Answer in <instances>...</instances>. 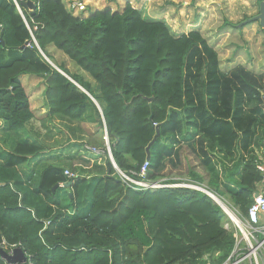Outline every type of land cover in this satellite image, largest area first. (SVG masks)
Returning <instances> with one entry per match:
<instances>
[{"label": "trees", "instance_id": "trees-1", "mask_svg": "<svg viewBox=\"0 0 264 264\" xmlns=\"http://www.w3.org/2000/svg\"><path fill=\"white\" fill-rule=\"evenodd\" d=\"M27 3L35 8L22 5ZM69 10L62 0H0L2 131L34 139H15L0 150V244L19 246L33 264H203L215 254L212 262L221 263L232 249L233 231L225 229L227 218L209 196L186 188L136 191L118 180L99 142L101 155L71 159L69 169L47 161L27 176L22 166L51 152L34 126L40 120L33 97L45 110L44 120L90 123L102 138L106 134L121 172L138 174L148 161L152 182L160 179L165 159L162 141L193 129L202 166L214 175L210 192L245 215L261 178L253 147L264 136V71L244 65L224 71L219 52L198 28L177 35L129 3L87 17ZM250 19L238 25L250 26ZM49 47L91 81L63 64H56L60 72L53 68L44 58L55 61ZM27 76L42 80L33 95L22 80ZM156 127L159 137L147 160ZM217 152L222 168L232 162L226 183L217 176L218 164H209ZM66 170L77 177L68 179Z\"/></svg>", "mask_w": 264, "mask_h": 264}, {"label": "rangeland", "instance_id": "rangeland-1", "mask_svg": "<svg viewBox=\"0 0 264 264\" xmlns=\"http://www.w3.org/2000/svg\"><path fill=\"white\" fill-rule=\"evenodd\" d=\"M63 1L67 10H69L68 6L71 3L80 2L82 5L87 6V10L83 12H71L74 16L80 15V17L89 16L95 8L98 10L108 8L112 11H119L129 3L140 12L143 18L152 21H164L177 35L198 28L219 52L221 66L224 71L237 65H244L246 68L256 72L264 71V35L258 29L260 28L258 21L253 22L250 26L238 25L245 17L252 19L259 14L260 2H258V0H116L111 3L106 0ZM225 23L237 25L238 28L241 26L240 28L242 29L240 32H236L231 26H225ZM49 49L55 61L53 62L43 55L47 62L49 61L54 67H56V64L59 66L63 64L69 72L80 74L85 81H91L90 77L62 52L52 47H49ZM31 78L27 76L22 79L27 94L29 95H33L35 87L38 86V88H40V84L42 83L41 79L38 80L35 79V77ZM36 93L38 92L36 91ZM261 97L264 104V92H261ZM40 106L41 104L33 97L32 109L35 110L34 114L37 117L43 116L42 111H39V109H42ZM3 124V122H0V136L3 133ZM34 126L42 133L43 145L50 150L60 147L62 144L66 143V141H70L69 144H71V140H68V137L72 135L88 143L86 145L97 148L96 150L99 151L102 149L97 145V142H99L100 146H106V142H108L107 136H103L104 138H102L90 123H67L63 120L55 121L53 119L45 122L44 129L38 127V123L34 124ZM189 130H191V134L182 133L178 135L177 138L169 136L162 141V146L165 149V159L158 173L160 179L156 182L164 187L189 183L201 191L210 192L208 183L214 175H208L205 168H203L202 164L205 163H203L202 158H199L200 155L198 154L200 145L194 144L192 139L194 130ZM260 133L261 131H259V134ZM4 134L5 141L0 143L5 149L9 148L10 142L15 139L31 141L30 137L22 132L15 136H6V133ZM80 136H82V138ZM263 145L264 136L262 145L259 148L257 145L253 147V153L256 155ZM192 149H195V153H193ZM61 151L64 152L66 150ZM54 152L55 151L48 152L47 155H45L46 158L42 156L44 159L43 162L53 158L56 154ZM52 154L54 155L51 156ZM239 154L240 153L236 151L234 156H238ZM222 157L223 155L217 152L216 158H213V160L211 159L209 164H218L217 176H220L222 183H226L227 169L231 168L232 162L225 163L222 168L219 164L221 161H218V159ZM22 169L23 168H21V170ZM24 173L27 176H31V171L29 169H25ZM164 181L165 184H163ZM217 190L220 192L222 189L217 188Z\"/></svg>", "mask_w": 264, "mask_h": 264}, {"label": "built area", "instance_id": "built-area-1", "mask_svg": "<svg viewBox=\"0 0 264 264\" xmlns=\"http://www.w3.org/2000/svg\"><path fill=\"white\" fill-rule=\"evenodd\" d=\"M71 12L78 13L85 10V6L80 2L69 4ZM88 145L83 147L86 152L100 155L102 152L96 150ZM107 154L110 161L113 163L109 148ZM114 164V163H113ZM148 161L141 167L138 174L132 173V176L125 174L116 168L118 179L133 188L136 191L154 190L164 187L158 182H151L147 180ZM255 167L259 172L261 178L256 184V189L252 194L251 205L249 206L245 215L230 202V200L220 197L215 193H207L211 200L221 209L227 218L224 227L226 230L233 231L234 243L228 256L219 264H264V145L261 150L256 154ZM64 175L68 179H75L77 176L66 170ZM65 185L60 184L59 188ZM165 187H183L190 189H197L191 184L165 186ZM49 223L46 222L45 226ZM0 248L4 249L7 253L11 254L16 246L6 247L4 243L0 244ZM27 259L22 264H33L30 258L26 255ZM218 257V254L213 256H205L202 261L203 264H215L212 259Z\"/></svg>", "mask_w": 264, "mask_h": 264}, {"label": "crops", "instance_id": "crops-1", "mask_svg": "<svg viewBox=\"0 0 264 264\" xmlns=\"http://www.w3.org/2000/svg\"><path fill=\"white\" fill-rule=\"evenodd\" d=\"M63 1V0H62ZM64 2V1H63ZM94 10H98L97 8H95ZM41 108H42V106H40ZM39 111H42V113H43V116H42V114H41V116L42 117H36V118H38V120H40L39 122H38V124H39V126L38 127H41V128H45V126H44V124H45V122H48V121H51V120H55V121H60V120H62V119H60V117H58V116H55L54 118H52V119H50V120H44L45 119V116H44V112H45V110L42 108V109H39ZM64 121V120H63ZM1 122V121H0ZM65 122H67V123H71V122H69V121H65ZM94 127V126H93ZM95 128V127H94ZM96 130V129H95ZM3 132V131H2ZM19 135V134H18ZM105 136H106V134H105ZM5 134L4 133H2V135L0 136V142H2L3 143V141H5ZM81 138H82V136H80ZM69 139L68 140H71V144H69V142L68 141H66V143H64V144H62L60 147H58V148H56V149H52L51 150V152L52 151H55L54 153H56L55 155L54 154H52L51 156H53V158H51L49 161L50 162H52V161H58V162H60V164H62V165H64V166H66V169H69V167L71 168V159H77L78 157H80V156H82V155H87V154H89V153H87V152H85L84 150H83V147H84V145L85 144H87L86 142H83V141H81L80 140V138H77V137H74L73 135L72 136H70V137H68ZM30 139H31V141H34V139L33 138H31L30 137ZM79 141H81L80 143H78ZM108 143V142H107ZM79 144H82V146H80ZM64 148H68V149H64ZM3 148H2V145H1V143H0V150H2ZM61 150H66V151H61ZM110 154H111V152H110ZM47 155V154H46ZM92 155H94V154H92ZM77 156V157H76ZM44 157L46 158V156L44 155ZM95 157V156H94ZM111 157H112V155H111ZM108 159H109V156H108ZM112 160H113V163L110 161V159H109V163H110V165H111V167L115 170V173H116V175H117V172H116V164H115V162H114V159L112 158ZM44 161V159L42 158V157H38L37 159H34V160H32L31 162H30V164L28 165V166H22V168L24 169H29L30 171L32 170V172H33V174H35L36 175V173L38 174V172L42 169V166H43V164L44 163H47V161L46 162H43ZM101 159H99V161H98V164H101ZM101 165H103V163L101 164ZM24 169V170H25ZM119 170V169H118ZM87 172V171H86ZM96 173V172H95ZM33 174H31V176L33 177L34 175ZM97 174V173H96ZM84 175H87V173L85 174L84 173ZM92 175H95V174H92ZM92 175H87V176H92ZM117 177H118V175H117ZM35 178V177H34ZM119 180V179H118ZM65 187V186H64ZM63 187V188H64ZM46 227V226H45ZM16 247H19V246H16ZM1 260V259H0ZM3 261V260H2ZM5 263V262H4Z\"/></svg>", "mask_w": 264, "mask_h": 264}, {"label": "water", "instance_id": "water-1", "mask_svg": "<svg viewBox=\"0 0 264 264\" xmlns=\"http://www.w3.org/2000/svg\"><path fill=\"white\" fill-rule=\"evenodd\" d=\"M22 5H24L25 7L29 8L31 10H33L35 8V6L31 3L22 4ZM251 21H258V23H259V25H260L263 33H264V0H261L260 7H259V14L257 16H255L254 18H252L251 20H247L245 23H249ZM1 44H2V46H4L3 41H1ZM29 44H30V42H26L24 44L23 48L27 47ZM49 64L53 68L58 70L50 62H49ZM158 137H159V128L156 127V134L153 137L152 141L146 147V158H147V160H150V147L155 143V141ZM202 192L205 193L206 195H208L207 193H209L206 191H202ZM0 259L3 260V262H5V264H22V263L26 262L27 257H26L25 252L20 247L14 248L11 254L7 253L4 249L0 248Z\"/></svg>", "mask_w": 264, "mask_h": 264}, {"label": "clouds", "instance_id": "clouds-1", "mask_svg": "<svg viewBox=\"0 0 264 264\" xmlns=\"http://www.w3.org/2000/svg\"><path fill=\"white\" fill-rule=\"evenodd\" d=\"M259 7H260V5H259ZM263 107H264V104H263ZM86 145V144H85ZM84 145V146H85ZM106 147L107 148H109V146H108V143L106 142ZM85 151V150H84ZM101 151V150H100ZM109 151H110V148H109ZM86 152V151H85ZM87 153H89V152H87ZM92 154V153H91ZM95 155V154H94ZM101 155V154H100ZM187 184H189V183H187ZM163 188V187H162ZM165 188H168V187H165ZM169 188H183V187H169ZM186 189H190V188H186ZM192 190H195V189H192ZM197 191H200V192H202L201 190H197ZM211 193V192H210ZM205 194V193H204ZM208 196V195H207Z\"/></svg>", "mask_w": 264, "mask_h": 264}]
</instances>
